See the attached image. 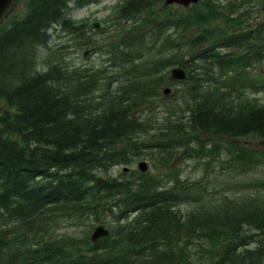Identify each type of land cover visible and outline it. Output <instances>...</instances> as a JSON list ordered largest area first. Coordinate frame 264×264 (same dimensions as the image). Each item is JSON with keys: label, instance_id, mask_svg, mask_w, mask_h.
<instances>
[{"label": "trees", "instance_id": "16d2710c", "mask_svg": "<svg viewBox=\"0 0 264 264\" xmlns=\"http://www.w3.org/2000/svg\"><path fill=\"white\" fill-rule=\"evenodd\" d=\"M101 1L24 0L0 28V264H264V180L218 192L177 163L188 149L210 166L212 136L264 138V101L248 93L264 89L249 71L264 64V0H118L122 25L99 40L71 9ZM51 29L100 64L72 62ZM226 150L232 168L255 164L252 149ZM142 155L153 170L111 172ZM72 218L109 234L53 233Z\"/></svg>", "mask_w": 264, "mask_h": 264}, {"label": "rangeland", "instance_id": "374dc122", "mask_svg": "<svg viewBox=\"0 0 264 264\" xmlns=\"http://www.w3.org/2000/svg\"><path fill=\"white\" fill-rule=\"evenodd\" d=\"M118 0H102L98 3L89 4L83 7H74L71 9V16L77 21H84L87 26H91L88 32L92 37H98L103 34V28H106L108 32L113 31L117 26H121L122 22L115 24L113 17L114 6ZM174 8H178L177 5H172ZM24 12V0H18L12 4L10 10L2 20L0 25H4L8 20L14 16H19ZM261 16H264V12L260 13ZM97 22V26H93V23ZM99 40H102L99 36ZM50 44H55L54 47H59L66 52V56L75 64H85V65H99L101 60V54L94 50V48H78V39L76 40L75 36H71L65 32L52 31ZM85 52V54H84ZM43 55V52H42ZM253 76H256L258 79L264 78V64H259L257 66L251 67L250 70ZM179 87V85H175ZM171 91L174 90V86H170ZM252 97L257 98L259 101H264V89L256 92H248ZM169 96V95H167ZM167 96L163 95L162 98L167 101ZM2 102L0 101V110L2 107ZM165 105L154 106L149 110V114L152 118H163L166 117L167 112H165ZM217 140L219 143V152L215 155L214 159L210 162V166H207L205 163V158L196 157L190 155L188 149H183L179 152L178 162L181 163L182 173L181 175L188 178H197L202 175H205V180L210 181L212 188L222 189L224 185H227L226 192L231 193L233 191L242 192L245 190L246 185L251 183L257 185L260 181L264 180V138L254 137L251 135L236 137V138H223V137H209L206 139L208 144H211V141ZM232 146L242 147L247 149H252L256 152L255 163L250 168L248 167L245 171L239 170L234 167L231 163H235L229 160L226 156V148ZM140 160L146 161V170L151 171L154 169L152 165L153 158H150L148 155L139 156L136 160L130 164H122L116 166L111 170L113 174H118L122 168L127 167L126 171L130 169H137V163ZM156 163V161H154ZM239 163H248V160L239 159ZM228 167V168H226ZM160 169V167H159ZM92 222L88 219H68L64 221H59L57 227L54 229L53 233L55 235L61 234H76V235H85L90 234L92 228L97 224V222Z\"/></svg>", "mask_w": 264, "mask_h": 264}, {"label": "water", "instance_id": "95a60500", "mask_svg": "<svg viewBox=\"0 0 264 264\" xmlns=\"http://www.w3.org/2000/svg\"><path fill=\"white\" fill-rule=\"evenodd\" d=\"M14 0H0V19L1 17L5 14L6 10L9 7V4L11 2H13ZM197 0H165L166 4L169 3H174V2H178V3H182L183 5H188L191 2H196ZM262 9L264 10V2L262 4ZM94 25L96 26V23H94ZM185 77V71L182 67H174L171 69V78L174 79H183ZM168 88L164 89V92L167 93L168 92ZM138 167L141 170H145L146 169V163L144 161H140L138 163ZM108 234V230L102 225H96L90 235L91 240H96L98 237L104 236Z\"/></svg>", "mask_w": 264, "mask_h": 264}, {"label": "bare ground", "instance_id": "6f19581e", "mask_svg": "<svg viewBox=\"0 0 264 264\" xmlns=\"http://www.w3.org/2000/svg\"><path fill=\"white\" fill-rule=\"evenodd\" d=\"M50 48H51V46H50ZM49 49V48H48ZM45 51V50H44ZM40 57V56H39ZM47 57V56H46ZM43 61V60H42Z\"/></svg>", "mask_w": 264, "mask_h": 264}]
</instances>
